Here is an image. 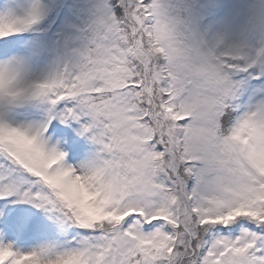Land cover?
<instances>
[{"label": "snow or ice", "instance_id": "obj_1", "mask_svg": "<svg viewBox=\"0 0 264 264\" xmlns=\"http://www.w3.org/2000/svg\"><path fill=\"white\" fill-rule=\"evenodd\" d=\"M0 264H264V0H0Z\"/></svg>", "mask_w": 264, "mask_h": 264}]
</instances>
